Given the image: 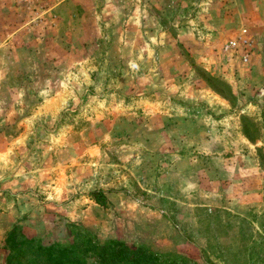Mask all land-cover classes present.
Masks as SVG:
<instances>
[{"label":"rangeland","instance_id":"1","mask_svg":"<svg viewBox=\"0 0 264 264\" xmlns=\"http://www.w3.org/2000/svg\"><path fill=\"white\" fill-rule=\"evenodd\" d=\"M12 204L0 264L14 228L264 264V0H0L1 232Z\"/></svg>","mask_w":264,"mask_h":264},{"label":"trees","instance_id":"2","mask_svg":"<svg viewBox=\"0 0 264 264\" xmlns=\"http://www.w3.org/2000/svg\"><path fill=\"white\" fill-rule=\"evenodd\" d=\"M96 203L105 207L106 200L102 192H93ZM14 228L7 236L8 264H84L88 252H93L97 264H180L182 259L160 256L142 248H130L121 241H108L98 246L90 241L77 244L80 238L74 237V243L62 245L55 243L40 249L36 240L20 239Z\"/></svg>","mask_w":264,"mask_h":264},{"label":"crops","instance_id":"3","mask_svg":"<svg viewBox=\"0 0 264 264\" xmlns=\"http://www.w3.org/2000/svg\"><path fill=\"white\" fill-rule=\"evenodd\" d=\"M92 5H94V2L92 3ZM10 210H11L10 213H8L7 215H4V218H3L4 223H3L2 227L4 226L5 229L4 230L2 229V232L0 230V239H1L2 235H3V231L7 230L12 225V223L15 221V219H16V217L18 215V206L16 204L15 205L12 204L11 207H10ZM28 224H30V221L28 222ZM28 232L30 234V228L28 229ZM1 247H2V244H1V241H0V252L2 251ZM1 261L2 260H0V262Z\"/></svg>","mask_w":264,"mask_h":264},{"label":"built area","instance_id":"4","mask_svg":"<svg viewBox=\"0 0 264 264\" xmlns=\"http://www.w3.org/2000/svg\"><path fill=\"white\" fill-rule=\"evenodd\" d=\"M244 32H245V31H244ZM242 43H243V44H246L247 41L244 39V40H242ZM233 47H234V48L236 47V42H230L229 45L226 46V49H230V48H233ZM243 58H244L245 61H247L248 56L245 55Z\"/></svg>","mask_w":264,"mask_h":264}]
</instances>
